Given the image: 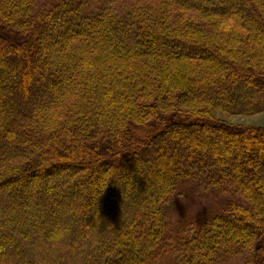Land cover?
<instances>
[{"label":"trees","instance_id":"trees-1","mask_svg":"<svg viewBox=\"0 0 264 264\" xmlns=\"http://www.w3.org/2000/svg\"><path fill=\"white\" fill-rule=\"evenodd\" d=\"M41 1L0 0V264H264V127L215 117L264 113V0Z\"/></svg>","mask_w":264,"mask_h":264},{"label":"rangeland","instance_id":"rangeland-1","mask_svg":"<svg viewBox=\"0 0 264 264\" xmlns=\"http://www.w3.org/2000/svg\"><path fill=\"white\" fill-rule=\"evenodd\" d=\"M52 0H42L39 5H45L46 3H50ZM215 117L218 120L224 121L225 123L227 122V125L234 126V127H243V128H250V127H264V113H258L255 115H230L226 114L223 112H215ZM196 131V130H195ZM129 164L128 161H126L124 164H122V168L126 169ZM110 170L112 169L111 167H108ZM107 169V170H109ZM106 170V171H107ZM37 182L39 180L37 179ZM175 200H181L179 196L174 195L172 198L169 199V206L173 208V202ZM194 200L188 205V202L185 203V206L188 207V211H185V216H192L193 218H201L208 214L206 213L207 211L213 212L214 210L218 209L220 206V199H217L206 191L200 190L198 194L192 199ZM180 202V201H179ZM193 207V208H190ZM172 223L176 222H182L183 216L182 215H174L172 219H168Z\"/></svg>","mask_w":264,"mask_h":264}]
</instances>
